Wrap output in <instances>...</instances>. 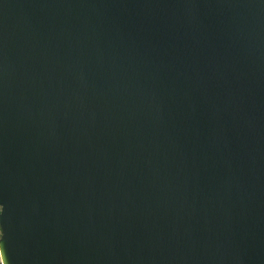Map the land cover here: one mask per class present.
Wrapping results in <instances>:
<instances>
[{
    "label": "water",
    "instance_id": "water-1",
    "mask_svg": "<svg viewBox=\"0 0 264 264\" xmlns=\"http://www.w3.org/2000/svg\"><path fill=\"white\" fill-rule=\"evenodd\" d=\"M2 264H264V0H0Z\"/></svg>",
    "mask_w": 264,
    "mask_h": 264
},
{
    "label": "snow or ice",
    "instance_id": "snow-or-ice-1",
    "mask_svg": "<svg viewBox=\"0 0 264 264\" xmlns=\"http://www.w3.org/2000/svg\"><path fill=\"white\" fill-rule=\"evenodd\" d=\"M6 204L3 201H0V216L3 215V213L6 211ZM2 228V226H0ZM0 264H2V261H0Z\"/></svg>",
    "mask_w": 264,
    "mask_h": 264
},
{
    "label": "rangeland",
    "instance_id": "rangeland-1",
    "mask_svg": "<svg viewBox=\"0 0 264 264\" xmlns=\"http://www.w3.org/2000/svg\"><path fill=\"white\" fill-rule=\"evenodd\" d=\"M0 236H1V230H0ZM0 261H2V260H1V257H0Z\"/></svg>",
    "mask_w": 264,
    "mask_h": 264
},
{
    "label": "clouds",
    "instance_id": "clouds-1",
    "mask_svg": "<svg viewBox=\"0 0 264 264\" xmlns=\"http://www.w3.org/2000/svg\"><path fill=\"white\" fill-rule=\"evenodd\" d=\"M0 230H2V229H0Z\"/></svg>",
    "mask_w": 264,
    "mask_h": 264
}]
</instances>
